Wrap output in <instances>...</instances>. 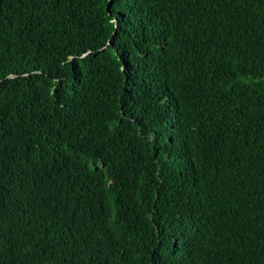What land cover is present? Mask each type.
I'll list each match as a JSON object with an SVG mask.
<instances>
[{
  "label": "trees",
  "instance_id": "obj_1",
  "mask_svg": "<svg viewBox=\"0 0 264 264\" xmlns=\"http://www.w3.org/2000/svg\"><path fill=\"white\" fill-rule=\"evenodd\" d=\"M0 264H264V0H0Z\"/></svg>",
  "mask_w": 264,
  "mask_h": 264
}]
</instances>
